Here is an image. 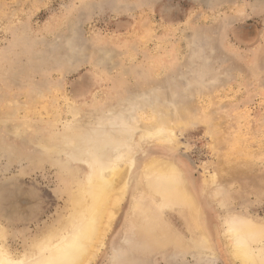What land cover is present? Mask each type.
Instances as JSON below:
<instances>
[{
	"label": "rangeland",
	"instance_id": "1",
	"mask_svg": "<svg viewBox=\"0 0 264 264\" xmlns=\"http://www.w3.org/2000/svg\"><path fill=\"white\" fill-rule=\"evenodd\" d=\"M157 94L164 108L171 97L192 107L173 156L198 188L213 169L228 167L222 181L231 179L233 192L264 216V200L246 191L264 177V0H0V225L22 237L64 207L61 173L48 163L32 165L25 154L42 156L38 140L49 141L71 121L69 108L91 123L95 105ZM208 119L225 127V148L206 130ZM205 199L214 220L220 209ZM128 208L129 198L92 264H116L110 256ZM165 218L175 239L188 237L177 212ZM20 237L9 239L19 251ZM171 247L125 245L119 263L233 264L223 247L205 263L194 249L187 255Z\"/></svg>",
	"mask_w": 264,
	"mask_h": 264
},
{
	"label": "bare ground",
	"instance_id": "2",
	"mask_svg": "<svg viewBox=\"0 0 264 264\" xmlns=\"http://www.w3.org/2000/svg\"><path fill=\"white\" fill-rule=\"evenodd\" d=\"M160 99L157 94L139 101L120 99L119 106L95 105L91 123L78 120L79 109L69 108L71 121L64 122L49 141L38 140L42 156L25 154L32 165L48 163L61 173L67 194L64 207L49 223L32 233L23 232L22 237L11 236L0 225V264H92L120 206L128 198L120 245L112 248L111 263L121 264L127 245L149 252L167 246L177 252L194 249L204 263L207 259L215 261L216 250L223 247L233 264H264V216L252 212L246 200L233 192L231 179L229 183L222 181L228 167L213 169L198 188L182 161L173 156L180 144L179 132L193 117L192 107L176 106L169 100L164 108L159 105ZM204 122H209L206 130L211 135L213 132L221 145L225 127L209 119ZM212 144L224 151V143L222 149ZM154 146L164 147L170 153L154 151ZM231 170L233 175L239 172ZM219 179L223 182L220 184L227 185L221 187ZM246 191L264 200V177L253 178ZM205 197H210L220 209L214 220L203 204ZM167 211L181 216L186 239H175L177 231L166 220ZM15 236L22 241L20 251L9 242Z\"/></svg>",
	"mask_w": 264,
	"mask_h": 264
}]
</instances>
